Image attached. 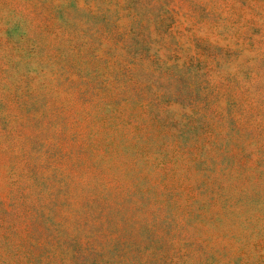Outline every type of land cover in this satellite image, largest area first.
I'll use <instances>...</instances> for the list:
<instances>
[{
  "label": "rangeland",
  "instance_id": "374dc122",
  "mask_svg": "<svg viewBox=\"0 0 264 264\" xmlns=\"http://www.w3.org/2000/svg\"><path fill=\"white\" fill-rule=\"evenodd\" d=\"M0 264H264V0H0Z\"/></svg>",
  "mask_w": 264,
  "mask_h": 264
}]
</instances>
